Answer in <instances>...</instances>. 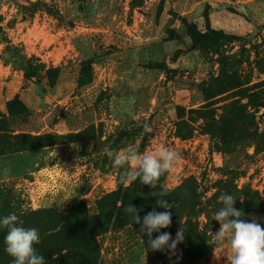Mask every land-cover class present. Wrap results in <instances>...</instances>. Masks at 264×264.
I'll return each mask as SVG.
<instances>
[{
    "label": "rangeland",
    "instance_id": "obj_1",
    "mask_svg": "<svg viewBox=\"0 0 264 264\" xmlns=\"http://www.w3.org/2000/svg\"><path fill=\"white\" fill-rule=\"evenodd\" d=\"M261 133L264 0H0V139L61 141L0 155V217L7 200L6 216L39 230L34 247L45 259L227 264V245L213 239L219 197L233 195L242 218L264 227ZM129 146L180 153L161 184L176 190L188 180L201 192L204 257L166 249L160 259L124 218L84 239L101 196L133 182H121L131 169L105 150ZM4 248L0 264H12Z\"/></svg>",
    "mask_w": 264,
    "mask_h": 264
},
{
    "label": "clouds",
    "instance_id": "obj_2",
    "mask_svg": "<svg viewBox=\"0 0 264 264\" xmlns=\"http://www.w3.org/2000/svg\"><path fill=\"white\" fill-rule=\"evenodd\" d=\"M145 133L151 132L149 125L143 127ZM106 155L113 158L114 166L126 170L122 183L130 178L132 181L139 179L141 185L151 189L157 187L159 177L170 172L181 159L178 151L158 147L151 153L140 154L135 146H129L113 155L111 150H105ZM150 195L164 197L167 189H162L158 194L151 191ZM222 206L215 212L213 219L219 222V230L213 234V239L218 247L226 244L228 255L227 264H264V227L256 218L245 220L242 210L234 207L236 199L231 194H222L219 197ZM158 207L169 209L171 206L166 199L157 200ZM137 207L129 205L125 212L131 216L134 224L139 225V231L147 235V243L152 251L174 252L177 245L184 239V229L177 231L175 238L168 232L160 233L171 225V212H157L155 208L141 217ZM18 216L14 213L0 217V229L7 228L4 236V251L13 258L12 264H46L45 257L37 253L34 245L39 243V230L35 227L25 228L18 224ZM160 233L156 238L152 234Z\"/></svg>",
    "mask_w": 264,
    "mask_h": 264
},
{
    "label": "trees",
    "instance_id": "obj_3",
    "mask_svg": "<svg viewBox=\"0 0 264 264\" xmlns=\"http://www.w3.org/2000/svg\"><path fill=\"white\" fill-rule=\"evenodd\" d=\"M27 70L33 73L31 67L28 66ZM25 111H27V109H25ZM258 137L260 144L264 147V133L259 134ZM57 143H61V141L51 137V135L33 136L30 138L25 135H14V137L3 136V138L0 139V155L36 150ZM163 179L164 174L159 177L157 187L151 189V191L158 194L162 189H166L161 184ZM151 191H148L144 185H141L140 181L138 183V181L136 182L135 180L131 182L129 186H120L115 191L101 196L96 203L97 214L90 217L93 220H97V223H94L95 226L89 231L90 234L84 239L87 241H93V234L99 230L98 227L101 225L106 226L108 222L112 220L117 223L122 222L123 218L129 219V221L137 228L136 230L140 232V226L134 224L131 216L125 212V209L132 204L134 207L141 209L138 213L141 219L154 208L157 212H171L172 222L170 227L161 229L160 233L168 232L173 238H175L177 231L183 228L185 231L184 239L177 245L175 250L177 252H183V258L188 260H196L204 257L205 252H207L208 249H211V246L205 245L204 242L208 241L209 238L202 229H199L195 218H197V212L199 213L203 203H206V201H203L201 192L194 185V183L187 180L182 187H179L176 190L167 189V195L164 197H160L159 195H157V197L152 196L150 195ZM159 199H166L171 207L169 209L158 207L159 205L157 204V200ZM8 206L9 204L7 200H5L2 216H6ZM79 207L81 210H84L82 205L79 204ZM245 213L250 215V211ZM88 222L90 221L88 220ZM6 233L7 228L0 229V243L4 240ZM160 233L157 234L159 235ZM141 235L143 237L144 244L150 249L147 243V235L145 233H141ZM156 236L153 234L152 238L154 239ZM166 249L167 248L164 250ZM164 250L152 252L160 259H164ZM65 258L68 259L67 263H63L65 262ZM45 260L47 264H89V262L94 259L93 257L84 255V253L78 252V254L59 255L57 258L48 256Z\"/></svg>",
    "mask_w": 264,
    "mask_h": 264
},
{
    "label": "crops",
    "instance_id": "obj_4",
    "mask_svg": "<svg viewBox=\"0 0 264 264\" xmlns=\"http://www.w3.org/2000/svg\"><path fill=\"white\" fill-rule=\"evenodd\" d=\"M36 157V156H35ZM36 163L34 164L33 168H35Z\"/></svg>",
    "mask_w": 264,
    "mask_h": 264
}]
</instances>
